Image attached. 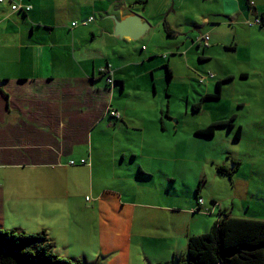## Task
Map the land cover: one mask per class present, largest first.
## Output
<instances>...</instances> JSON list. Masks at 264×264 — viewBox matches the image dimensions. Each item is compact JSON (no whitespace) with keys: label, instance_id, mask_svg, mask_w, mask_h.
Returning <instances> with one entry per match:
<instances>
[{"label":"crops","instance_id":"obj_1","mask_svg":"<svg viewBox=\"0 0 264 264\" xmlns=\"http://www.w3.org/2000/svg\"><path fill=\"white\" fill-rule=\"evenodd\" d=\"M18 1L32 9L13 11L11 1L0 5V226H4L7 209H17L15 199L32 200L31 221L37 220L41 225L34 230L46 229L45 222L52 220L59 231L58 236L51 235L57 253L92 264H140L136 255L140 257L146 244L156 237L153 228L173 235L174 242L190 235L194 232V215L202 204L181 198L177 187L165 189L173 185L174 170H153V165L149 169L142 165L136 168V159L143 154V141L149 136L144 138L142 128L132 129L133 122L128 120L126 111L120 112L112 102L114 91L126 88L124 68L132 71L139 89H145L148 72L154 77L156 67H147L148 58L154 56L142 55L139 46L160 44L158 32L164 33L163 24L167 21L159 11L168 7L171 0ZM255 2L251 10L246 6L249 0H173L174 10L179 6L182 20L173 24L185 31L176 30L167 22L174 34L166 32L164 37L184 36L178 47L172 44L168 50L165 59L169 69L183 74L178 55L189 58L194 45L203 52V60H211L215 47L212 40L224 37L220 33L224 26L235 34L239 32L235 26L245 23L241 17L248 11L254 18L257 13L264 14V0ZM128 14L140 16L150 26L136 41L127 37L120 41L112 35L113 22L108 15L125 18ZM90 18L93 21L82 24ZM226 18L230 20L228 25H224ZM220 19L225 21H216ZM205 29L210 35V46L203 50L198 38ZM116 43L128 47L125 64L111 58ZM164 43L168 40L161 44ZM228 50L237 53L235 47L228 46ZM106 62L113 65L119 84L112 90L99 72ZM243 64L240 73H235L224 63L225 76L218 81L232 77L224 84L238 76L249 79L251 73L262 72L256 62ZM242 74L246 76L241 77ZM223 84L217 99L222 97ZM215 93L207 91L200 99ZM208 99L206 96L203 103ZM107 105L121 117H108ZM94 114V124L99 126L92 131L88 128ZM141 118L142 113L138 120ZM145 118L151 120L146 114ZM117 127L126 128V135L143 138L120 146L117 162L110 152L105 159L100 146L95 159L92 149L97 143L113 142L119 137L103 132ZM94 135L97 140H93ZM82 159H87L88 164H81ZM70 160L77 163L72 165ZM23 178L28 181L22 183ZM40 201H44L45 209L38 204ZM177 256L176 248L170 246L155 261L166 262Z\"/></svg>","mask_w":264,"mask_h":264},{"label":"rangeland","instance_id":"obj_2","mask_svg":"<svg viewBox=\"0 0 264 264\" xmlns=\"http://www.w3.org/2000/svg\"><path fill=\"white\" fill-rule=\"evenodd\" d=\"M254 1L249 0L250 7L255 6ZM174 9L171 0L169 6H164L159 12L163 14V20L184 33L183 28H176V24H173L181 20L179 6H176V11ZM254 16L248 11L241 17L245 19V23L235 26L239 29L238 33L235 31L236 35L229 27L224 26L225 29L220 31L224 36L221 37L223 40L217 41L216 37L212 40L211 45L215 47L211 60H203V52L196 45L189 58L178 55V66L184 68L183 74L170 66L172 78L168 75L165 58L169 56L168 50L171 45L176 46L184 36L180 35L174 39L164 37L166 31L163 24L164 33L158 32L157 41L160 44L152 46L143 43L139 46L142 55L154 56L148 58L147 65L148 68L156 67L154 77L148 72L146 86L143 87L145 89H139L137 80L133 79L134 74L126 67L124 68L128 79L126 88L122 90L118 87L120 90L114 91L112 102L115 108L117 107L120 112L126 111L128 120L133 122L132 129L142 128V131H145L144 138L149 136L143 141L145 144L140 151V154H143L136 159V168L142 165L149 169L153 165V170H168L170 173L174 170L173 185L169 184L165 189L173 190L177 187L181 198L190 199L196 205L198 202L202 204L194 215L192 223L194 232L190 235L208 232L213 224L222 218V212L235 217L264 219V27L255 23ZM225 22L224 25H228L230 20L226 18ZM207 33L208 30L205 29L201 36ZM167 40V44H161ZM148 45L149 50H145ZM113 46L115 48L111 51V58L120 64L127 63L128 47L117 43ZM228 46L237 48V53L228 50ZM240 61L256 62L262 72L251 73L249 79H240L238 76L225 82L221 99L209 98L201 109L194 110L193 106L199 102L202 94L207 91L216 92V81L225 76L224 63L229 65L232 71H236L235 73H240V69L244 67ZM107 65L106 62L104 66ZM209 73L215 74L216 77L201 83L200 77ZM115 85H119L118 82ZM141 113L142 118L138 120ZM145 114L151 120H146ZM234 114L237 116L232 128L218 127L212 137L197 136L198 129L216 120H229ZM85 118L84 116V120ZM94 122L95 114L92 123L90 119L91 125L88 130L97 129L99 125ZM238 127L242 128L240 139L235 137ZM125 129L117 127L109 133L104 131L103 134L119 137L113 142L97 143L92 149L93 157L98 158L97 148L100 146L104 150L105 159L110 152L111 157L117 162L122 151L120 146L139 142L143 138L136 137L135 134H124ZM93 140H97L96 135ZM220 167L226 171L219 170ZM169 179L170 176L168 181ZM27 181L26 178L21 180L22 183ZM164 192L166 195L171 194L168 191ZM31 199L37 203L32 195ZM40 202L38 204L43 206L44 201ZM15 204L17 209L13 206L3 215L2 228H16L28 234L43 230V228L34 230V227L41 225H38L37 220L31 221L34 215L32 200L18 198L15 199ZM195 209L197 210V207ZM45 225V230L50 236H58V226L52 220L45 222ZM152 233L156 234V237L150 239L140 257L136 255V259L141 261L140 264L158 263L155 258L164 251L167 252L170 246L174 250L176 248L179 258L186 256L190 235L178 237L174 242L172 239L176 238L161 229L153 228Z\"/></svg>","mask_w":264,"mask_h":264},{"label":"trees","instance_id":"obj_3","mask_svg":"<svg viewBox=\"0 0 264 264\" xmlns=\"http://www.w3.org/2000/svg\"><path fill=\"white\" fill-rule=\"evenodd\" d=\"M251 10L250 4L246 5ZM260 18V26L264 27V14H256ZM168 35L174 31L164 23ZM146 48V47H144ZM147 50V48L145 49ZM169 77L172 71L166 65ZM242 74L241 77H245ZM218 81L215 94L206 95L209 98H219L224 81ZM204 96L193 106L199 110L203 106ZM108 117L119 119L116 115L107 114ZM235 115L229 120H218L208 126L198 129L197 135L212 137L218 127L229 126L232 128ZM241 128L238 127L236 138L240 136ZM84 159L80 160L81 164ZM77 163V162H76ZM219 170H224L222 167ZM231 174V173H230ZM222 218L216 221L208 232L193 234L188 238L187 254L175 263V260L158 262L154 264H264V219L250 217L230 216L222 212ZM0 264H88L80 258L68 259L56 251L55 240L47 230L28 234L19 229H7L0 226Z\"/></svg>","mask_w":264,"mask_h":264},{"label":"water","instance_id":"obj_4","mask_svg":"<svg viewBox=\"0 0 264 264\" xmlns=\"http://www.w3.org/2000/svg\"><path fill=\"white\" fill-rule=\"evenodd\" d=\"M108 19L113 22L112 35L118 40L127 37L129 40L136 41L140 36L147 33L150 28L147 22H144L140 16L128 14L125 18H120L117 15H108ZM178 258H175V263Z\"/></svg>","mask_w":264,"mask_h":264},{"label":"clouds","instance_id":"obj_5","mask_svg":"<svg viewBox=\"0 0 264 264\" xmlns=\"http://www.w3.org/2000/svg\"><path fill=\"white\" fill-rule=\"evenodd\" d=\"M254 5H255V1H254ZM257 20H260V18H255V23L260 24L261 21L258 22ZM90 21H93V18H90L89 20L83 21L82 24H88ZM206 36H209L208 44H206L205 40H204ZM198 41L200 42V44L202 45V48L204 50L206 47L210 46V35L209 34L202 35L198 38ZM99 72H100L101 77H102V75L105 77L106 82L108 84V87L112 90L115 83H117L115 80V73H114L115 70H114L113 65L111 63H108L107 66H101L99 68ZM215 76H216L215 74L209 73L207 75L201 76L199 80L201 83H204L207 79L215 78ZM108 113H111L112 115H116V117H118L120 115L119 112L117 110H115L111 105H107V107L105 109V114H108ZM72 161H74V163H72ZM84 161L85 162H82V164H85V165L88 164L87 159H84ZM70 164L74 165V164H76V161L70 160ZM87 198L89 199V197H87ZM73 258L76 259V257H73ZM175 258H174V260H175ZM177 258H178V260L180 259L178 256H177ZM81 260L85 261L83 258ZM88 264H92V263H88Z\"/></svg>","mask_w":264,"mask_h":264},{"label":"built area","instance_id":"obj_6","mask_svg":"<svg viewBox=\"0 0 264 264\" xmlns=\"http://www.w3.org/2000/svg\"><path fill=\"white\" fill-rule=\"evenodd\" d=\"M7 1L12 2L13 11H29L32 9L31 5H25L18 0H0V5L4 2H7ZM257 21L260 22V20H257ZM204 40H205V43L208 44L209 36H206ZM1 84H2V82L0 81V86H1ZM83 162H85V161L83 160ZM72 163H74V161H72Z\"/></svg>","mask_w":264,"mask_h":264},{"label":"flooded vegetation","instance_id":"obj_7","mask_svg":"<svg viewBox=\"0 0 264 264\" xmlns=\"http://www.w3.org/2000/svg\"><path fill=\"white\" fill-rule=\"evenodd\" d=\"M235 115H236V114H235ZM233 116H234V115H233ZM236 116H237V115H236ZM236 116H235V117H236ZM240 128H241V127H240ZM241 130H242V128H241ZM240 132H241V131H240ZM236 133H237V132H236ZM235 135H236V134H235Z\"/></svg>","mask_w":264,"mask_h":264},{"label":"bare ground","instance_id":"obj_8","mask_svg":"<svg viewBox=\"0 0 264 264\" xmlns=\"http://www.w3.org/2000/svg\"><path fill=\"white\" fill-rule=\"evenodd\" d=\"M149 30H150V29H148V31H149ZM148 31H147V32H148Z\"/></svg>","mask_w":264,"mask_h":264}]
</instances>
